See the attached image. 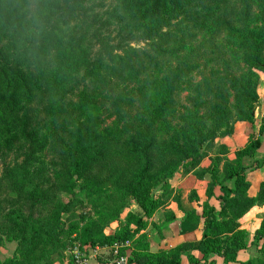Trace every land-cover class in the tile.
<instances>
[{
  "label": "trees",
  "instance_id": "obj_1",
  "mask_svg": "<svg viewBox=\"0 0 264 264\" xmlns=\"http://www.w3.org/2000/svg\"><path fill=\"white\" fill-rule=\"evenodd\" d=\"M84 3L85 0H0V34H5L7 40L3 46L0 43V141L4 144L0 149L17 153L7 165L4 180L23 184L18 198L27 208L18 215L7 214V219L9 224L28 230L33 242L42 237L41 233L49 235L53 230L38 221L51 216L53 207L34 193L37 159L34 163L32 160L44 141L41 135H53L52 127H56L59 134L69 136L70 157H78L72 172L82 183H99L102 187L111 184L118 190H130L144 214H128L113 235H100L98 239L86 235L83 243L123 244L143 229L157 206L146 185L148 178L175 153L184 157L191 152V143L200 142V126L190 124V133L179 132L183 146L175 139L172 145L157 147L150 126L169 116L168 110H173L176 97L185 88L197 87L192 90L195 94L202 92L211 100L226 102L223 91H213L218 83L217 73L210 70L215 58L221 60L228 55L226 63L243 61L251 77L253 70L264 68L259 49L264 43V0H112V9L103 14L106 19H100L106 32L93 31L95 26L87 23L82 27L87 11L92 13ZM197 34H201V40ZM222 34L232 40L231 47L218 48L212 43ZM111 35L121 45L114 47L105 40ZM95 43L99 44L97 50ZM203 70H209V77L193 83V75ZM80 80L83 87L77 93ZM95 94L111 105L110 110L106 109L108 116L110 112H128L120 119V127L128 128L132 134L127 144H117L118 129H107L104 140L96 141ZM181 118L182 115L177 120ZM138 122L149 128L138 129ZM177 134L173 130L169 139ZM138 138L143 144L135 142ZM260 145L252 137L236 155L239 159L251 157ZM19 158L22 159L18 161ZM60 160L59 167L65 169V160ZM98 174L105 177L97 180ZM231 179L233 188L221 189L222 205L233 204L232 199L241 197L248 187L245 167L240 164ZM205 211L204 234L198 246L203 259L219 254L217 244L206 241L209 234L217 232L213 208ZM240 249L238 239L233 238L221 256L234 263ZM127 264L140 263L134 257ZM143 264L182 263L176 258H159Z\"/></svg>",
  "mask_w": 264,
  "mask_h": 264
},
{
  "label": "rangeland",
  "instance_id": "obj_2",
  "mask_svg": "<svg viewBox=\"0 0 264 264\" xmlns=\"http://www.w3.org/2000/svg\"><path fill=\"white\" fill-rule=\"evenodd\" d=\"M84 6L91 8L93 14L86 9L82 27L87 23L95 26L93 31H105L101 25L106 19L103 14L112 9V0H85ZM197 35L201 40V34ZM112 38L115 36L105 40L114 47L121 45L120 40L113 41ZM6 41L5 34H0L2 46ZM212 43L218 48L232 46V40L225 38V34L213 39ZM95 44L97 50L99 44ZM130 45L136 47L133 42ZM259 49L260 60L264 63V43L259 45ZM215 59L210 70L217 73L218 83L212 90L215 93L223 91L226 102L211 100L202 92L195 94L192 90L197 87L185 88L176 97L177 104L173 110H168L169 116L150 126L157 147L167 143L172 145L175 139L180 140L183 146V136L179 132L190 133V124L200 126V142L198 145L191 143L189 147L192 150L184 157L175 153L169 162L162 164L148 178L146 185L157 206L146 218L143 229L123 244H83L86 235L96 239L100 235L111 236L125 222L128 214L140 217L144 212L129 194V189L118 190L111 184L102 187L99 183L92 185L77 179L72 170L78 157H70L69 136L59 134L56 127H52L54 136L45 138L41 135L44 141L35 150L32 160L34 163L37 159L33 174L34 193L53 207L51 216H43L44 219L38 221L51 227L53 230L49 232L52 233H41L42 237L33 242L28 230L9 224L7 214L18 215L27 208L18 198L19 187L23 184L14 185L4 180L8 173L7 165L17 153L0 149V264H70L81 255L88 260L94 259L97 264H108L112 257H124L127 261L136 257L140 264L159 258H176L182 264H264V68L253 70L251 77L243 61L226 63V60L229 62L228 55L221 60ZM208 73L209 70L195 73L192 82L200 83L209 77ZM82 87L83 80H80L76 92ZM246 87L254 93L248 92ZM95 97L98 98V103H94L97 107L96 141L104 140L102 137L107 129H118L117 144H127L128 136L132 134L128 128L120 127V119L128 112L124 110L120 115L110 112L111 116H108L106 109L110 110L111 105L100 101V95L95 94ZM136 127L145 130L149 125L138 122ZM173 130L178 134L170 140ZM252 137L261 142L260 147L251 157L239 159L237 151L244 148ZM140 139L135 142L143 144ZM0 145H4L2 141ZM61 158L65 160V169L59 167ZM239 164L245 167L246 192L232 199L233 204L222 205L220 199L224 193L221 189L233 188L231 174ZM104 177L105 174L95 175L97 180ZM206 208H213L214 232L217 231L215 235L209 234L206 241H214L219 254H210L203 259L198 246L204 234ZM233 238L241 244L234 263L221 256ZM95 249H98L97 255L90 257Z\"/></svg>",
  "mask_w": 264,
  "mask_h": 264
},
{
  "label": "built area",
  "instance_id": "obj_3",
  "mask_svg": "<svg viewBox=\"0 0 264 264\" xmlns=\"http://www.w3.org/2000/svg\"><path fill=\"white\" fill-rule=\"evenodd\" d=\"M98 249H95L94 252L89 255L90 257L96 256ZM91 260H88L85 255L76 256L70 264H90ZM108 264H127V260L124 257H112V259L107 261Z\"/></svg>",
  "mask_w": 264,
  "mask_h": 264
},
{
  "label": "crops",
  "instance_id": "obj_4",
  "mask_svg": "<svg viewBox=\"0 0 264 264\" xmlns=\"http://www.w3.org/2000/svg\"><path fill=\"white\" fill-rule=\"evenodd\" d=\"M96 261L94 260V259H91V261H90V264H97V263H95Z\"/></svg>",
  "mask_w": 264,
  "mask_h": 264
}]
</instances>
